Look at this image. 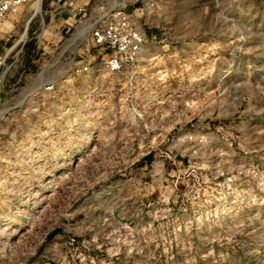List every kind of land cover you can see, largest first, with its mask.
<instances>
[{
  "label": "rangeland",
  "instance_id": "obj_1",
  "mask_svg": "<svg viewBox=\"0 0 264 264\" xmlns=\"http://www.w3.org/2000/svg\"><path fill=\"white\" fill-rule=\"evenodd\" d=\"M143 8L119 73L88 22L0 24V264H264V0Z\"/></svg>",
  "mask_w": 264,
  "mask_h": 264
},
{
  "label": "built area",
  "instance_id": "obj_2",
  "mask_svg": "<svg viewBox=\"0 0 264 264\" xmlns=\"http://www.w3.org/2000/svg\"><path fill=\"white\" fill-rule=\"evenodd\" d=\"M37 0H0V24L10 16H16L23 11L33 13L32 4ZM158 0H40L39 15L42 28L45 26L44 16L49 17V22H55L58 18L63 21L64 12L67 17L77 23L86 24L92 47L103 50L106 53L104 66L110 73H119L133 68L140 53L147 44V38L138 28L135 18L144 15V6H153ZM141 3L142 6H137ZM43 4L45 10L43 11ZM128 6L132 10L127 9ZM137 6V7H136ZM27 26L25 38H27ZM10 36L6 39L9 41ZM48 42V40H46ZM24 43V42H23ZM12 47L18 44L13 42ZM12 49V48H11ZM4 54H0V73L6 68ZM141 117L138 114V118Z\"/></svg>",
  "mask_w": 264,
  "mask_h": 264
},
{
  "label": "bare ground",
  "instance_id": "obj_3",
  "mask_svg": "<svg viewBox=\"0 0 264 264\" xmlns=\"http://www.w3.org/2000/svg\"><path fill=\"white\" fill-rule=\"evenodd\" d=\"M31 8L33 9V10H35L32 14H31V16H30V18L31 17H33L34 15H35V13H39L40 12V0H37L35 3H33L32 4V6H31ZM66 15H67V11H65L64 12ZM30 20V19H29ZM71 19L69 18V17H67L66 19H63V21H70ZM29 22V21H28ZM27 22V23H28ZM80 32V31H79ZM0 33H4V32H2V31H0ZM24 40H25V33H24V37L22 38V40H20L19 42H16V44H18V43H23L24 42Z\"/></svg>",
  "mask_w": 264,
  "mask_h": 264
},
{
  "label": "crops",
  "instance_id": "obj_4",
  "mask_svg": "<svg viewBox=\"0 0 264 264\" xmlns=\"http://www.w3.org/2000/svg\"><path fill=\"white\" fill-rule=\"evenodd\" d=\"M66 18H67V15L64 13V19H66ZM5 45H6L5 41L0 44V51L1 50L5 51V49H6Z\"/></svg>",
  "mask_w": 264,
  "mask_h": 264
}]
</instances>
